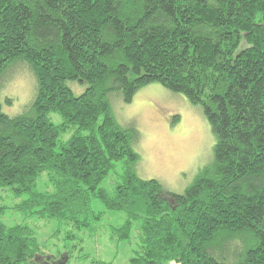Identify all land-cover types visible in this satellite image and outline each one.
<instances>
[{
  "label": "trees",
  "instance_id": "obj_1",
  "mask_svg": "<svg viewBox=\"0 0 264 264\" xmlns=\"http://www.w3.org/2000/svg\"><path fill=\"white\" fill-rule=\"evenodd\" d=\"M20 65L33 100L14 117L0 104V200L21 199L12 210L58 221L70 243L102 221L97 200L123 214L105 226L110 242L136 233L128 264H264V0H0V86ZM152 83L199 106L214 137L182 193L137 176L138 132L111 109L110 95L130 103ZM39 253L28 226L0 221V264Z\"/></svg>",
  "mask_w": 264,
  "mask_h": 264
},
{
  "label": "rangeland",
  "instance_id": "obj_2",
  "mask_svg": "<svg viewBox=\"0 0 264 264\" xmlns=\"http://www.w3.org/2000/svg\"><path fill=\"white\" fill-rule=\"evenodd\" d=\"M14 68L16 71L11 72L14 75L8 81L2 79L0 86L1 111L10 117L25 111L33 100L36 86L27 67L20 65ZM67 85L75 95H80L86 87L76 82H68ZM8 99L9 104L6 103ZM109 101L117 123L122 128L138 132V141L133 148L139 155L136 174L141 179L157 180L165 190L182 193L198 171L212 160L214 137L211 128L201 108L191 105L183 96L152 83L138 90L130 103H124L117 94L110 95ZM174 116H178L176 124H172ZM49 118L54 124L61 122L55 113H50ZM121 173L117 166L103 181L102 187L111 193ZM39 188H43L42 180ZM3 195L1 193L0 209L4 211H0V221L8 227L26 225L32 230L40 248L36 264H55L54 261L61 264L58 256L67 254L69 259L63 264H128L134 256L136 233L132 232L130 244L110 242L109 227L105 226L121 224L123 214L106 211L97 200H92L91 206L95 212H102V221L92 223L94 230L78 236L73 231L76 238L69 243L64 241L67 229L58 221L27 217L16 212L12 207L21 199Z\"/></svg>",
  "mask_w": 264,
  "mask_h": 264
},
{
  "label": "water",
  "instance_id": "obj_3",
  "mask_svg": "<svg viewBox=\"0 0 264 264\" xmlns=\"http://www.w3.org/2000/svg\"><path fill=\"white\" fill-rule=\"evenodd\" d=\"M59 263V262H58ZM61 264H63V263H61Z\"/></svg>",
  "mask_w": 264,
  "mask_h": 264
}]
</instances>
